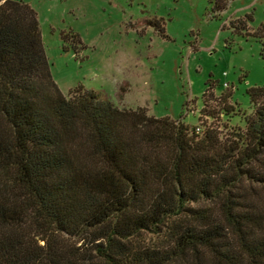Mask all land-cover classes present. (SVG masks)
<instances>
[{
  "label": "trees",
  "instance_id": "obj_1",
  "mask_svg": "<svg viewBox=\"0 0 264 264\" xmlns=\"http://www.w3.org/2000/svg\"><path fill=\"white\" fill-rule=\"evenodd\" d=\"M229 95L196 127L64 96L36 13L0 0V264H264V87L222 133Z\"/></svg>",
  "mask_w": 264,
  "mask_h": 264
},
{
  "label": "rangeland",
  "instance_id": "obj_2",
  "mask_svg": "<svg viewBox=\"0 0 264 264\" xmlns=\"http://www.w3.org/2000/svg\"><path fill=\"white\" fill-rule=\"evenodd\" d=\"M10 1L36 13L64 96L80 85L118 109L196 127L205 91L229 93L233 111L215 110L225 133L244 128L247 90L264 87V0Z\"/></svg>",
  "mask_w": 264,
  "mask_h": 264
},
{
  "label": "built area",
  "instance_id": "obj_3",
  "mask_svg": "<svg viewBox=\"0 0 264 264\" xmlns=\"http://www.w3.org/2000/svg\"><path fill=\"white\" fill-rule=\"evenodd\" d=\"M196 131L198 132V131H199V129H196Z\"/></svg>",
  "mask_w": 264,
  "mask_h": 264
}]
</instances>
